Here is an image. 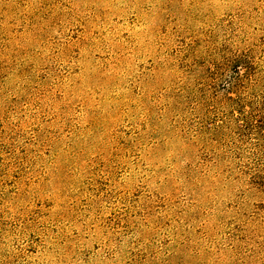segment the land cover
<instances>
[{
	"label": "rangeland",
	"instance_id": "374dc122",
	"mask_svg": "<svg viewBox=\"0 0 264 264\" xmlns=\"http://www.w3.org/2000/svg\"><path fill=\"white\" fill-rule=\"evenodd\" d=\"M232 54L264 128V0H0V264H264Z\"/></svg>",
	"mask_w": 264,
	"mask_h": 264
},
{
	"label": "trees",
	"instance_id": "16d2710c",
	"mask_svg": "<svg viewBox=\"0 0 264 264\" xmlns=\"http://www.w3.org/2000/svg\"><path fill=\"white\" fill-rule=\"evenodd\" d=\"M250 66L251 62L247 55H227L223 57L222 61L214 70L215 72H212V74L216 76H213V78L218 79V74L222 76V74L226 73V78L228 79L226 90H231L228 92L234 94L230 95L229 93L225 95V104L228 106V110L231 114L228 121L229 128H231L233 132H237L239 135L254 132L258 136V141H263L264 128L260 127L259 123L253 119L251 112L246 110V106L251 108V105L245 103L246 99L242 95L240 88L244 79H247L246 75L250 72ZM240 69H242V72Z\"/></svg>",
	"mask_w": 264,
	"mask_h": 264
}]
</instances>
